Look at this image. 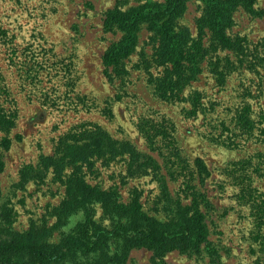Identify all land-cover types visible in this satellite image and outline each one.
<instances>
[{
  "label": "rangeland",
  "instance_id": "1",
  "mask_svg": "<svg viewBox=\"0 0 264 264\" xmlns=\"http://www.w3.org/2000/svg\"><path fill=\"white\" fill-rule=\"evenodd\" d=\"M168 1L0 0L1 228L46 231L56 244L84 221V210L58 217L63 175L74 167L60 175L41 159L62 156L69 138L92 125L138 157L96 161L88 183L116 191L121 202L136 192L150 215L161 185L171 204L187 195L189 205L195 195L218 254L212 263L204 245L164 254L137 248L124 264H264V0L234 8L231 49L204 26L206 1H186L172 22L178 50L155 19L131 16ZM129 43L118 65L105 64L106 53ZM158 125L167 135L160 132L154 149L146 133ZM88 207L96 222L112 225L100 203Z\"/></svg>",
  "mask_w": 264,
  "mask_h": 264
},
{
  "label": "trees",
  "instance_id": "2",
  "mask_svg": "<svg viewBox=\"0 0 264 264\" xmlns=\"http://www.w3.org/2000/svg\"><path fill=\"white\" fill-rule=\"evenodd\" d=\"M186 1L188 0H170L164 7L150 8L147 12L135 10L131 16L148 15L155 19L160 37L167 40L174 50H178L176 35L171 34L172 22ZM205 1L208 11L204 26L208 29L212 41L220 48L231 49L234 43L227 35L226 29L231 24L232 12L236 6L253 10L255 1ZM125 41L129 42L127 39ZM131 43L128 47L121 46L106 53L105 64L118 65L119 59L128 56ZM178 69L181 67H174V70ZM193 75L194 71L190 68L187 78ZM178 89L179 85L176 87V90ZM249 122L252 123V119H249ZM10 124V121H6L7 127ZM86 127H81L80 132L69 138L62 156L56 159L51 157L41 159L45 168L52 167L60 175L65 167L69 165L74 167L75 170L71 174L63 175L65 194L57 209L58 217L65 220L71 214L84 210V221L65 233L56 244L49 242V233L46 231L30 230L20 233L0 227V264H65L69 260H73L74 264H124L132 249L144 248L164 254L173 250L199 251L200 245H204V251L210 261L217 263V250L207 239L209 230L205 224L203 206L199 207L200 203L195 195L190 197L189 205H182V202L189 198L187 195L177 198L171 204L167 188L161 185L158 194L160 206L155 205L150 215V211L144 210L141 197L136 192L132 193L127 202H121L116 191L103 190L88 183L87 170L96 161L113 160L117 154L118 156L127 154L129 159L135 160L138 154L131 146L116 142L100 128L96 126L93 128L92 125L90 128ZM160 132L167 135L165 128L160 125L157 126L154 135L146 133V139L155 145L154 149L159 143L155 138L161 134ZM169 138L171 142V137ZM3 144H6L5 140L2 141ZM173 150L176 151L178 148L174 145L171 150L169 149L168 159L172 157L173 160L170 159V162L175 164L178 154L173 153ZM148 166L154 165L147 163L145 167ZM204 167L198 163L199 172L203 173ZM174 168L180 169L178 165ZM2 170L3 164L0 160V172ZM188 185L190 184L184 185L185 190H192L193 187ZM93 203H100L103 206L105 212L111 216L112 225L103 226L93 219L88 207ZM156 214H161V217L163 214V217L158 219Z\"/></svg>",
  "mask_w": 264,
  "mask_h": 264
}]
</instances>
